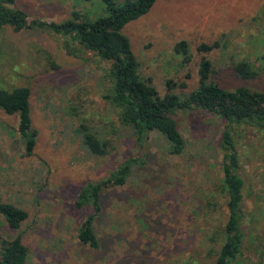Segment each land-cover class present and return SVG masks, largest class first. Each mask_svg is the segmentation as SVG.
<instances>
[{
	"label": "rangeland",
	"instance_id": "rangeland-1",
	"mask_svg": "<svg viewBox=\"0 0 264 264\" xmlns=\"http://www.w3.org/2000/svg\"><path fill=\"white\" fill-rule=\"evenodd\" d=\"M10 7L29 21L47 23L70 19L73 11L92 18L106 13L101 0H14ZM121 32L130 40L140 75L161 95L195 88L202 55L211 61L210 79L223 87L264 91V0H155ZM179 40L188 43V63L174 50ZM214 41L217 47L198 51L200 43ZM243 60L257 69L254 78L235 74L233 65ZM108 67L50 27L0 28V89H30L37 130L33 152L25 155L17 115L0 109V196L28 212L18 231L0 215V238L19 233L28 249L26 264H214L227 218L219 147L224 121L200 109L179 111L174 117L186 142L181 154H169L157 133L140 149L105 98ZM82 123L109 142L105 155L84 147ZM261 129L247 124L234 131L245 216L242 252L233 264H264ZM130 157L138 161L126 181L101 192L93 220L99 246L81 243L77 231L93 209L76 205L80 188L105 179Z\"/></svg>",
	"mask_w": 264,
	"mask_h": 264
},
{
	"label": "trees",
	"instance_id": "trees-1",
	"mask_svg": "<svg viewBox=\"0 0 264 264\" xmlns=\"http://www.w3.org/2000/svg\"><path fill=\"white\" fill-rule=\"evenodd\" d=\"M93 1V0H84ZM106 13L96 18L85 17L73 11L70 19L60 23L43 20H28L25 12L10 7L14 0H0V28L11 26L15 31L35 26L50 27L54 31L70 35L77 45L93 52L100 59L109 62L105 77L110 83L105 98L117 108L121 125L131 128L138 148L142 149L150 133L163 137L168 153L181 154L185 139L178 128L174 115L181 111L200 109L224 121L219 147L222 152L221 190L225 194L227 218L222 228V243L216 252L214 264H233L241 255L244 240L243 186L240 175V158L234 138L237 126L254 125L264 130V91L246 86L227 89L210 79L211 61L201 56L198 67V84L184 95L168 91L161 95L155 85L143 78L138 70V61L133 54L128 36L121 29L130 21L145 14L155 0H101ZM219 45V41L200 43V52H207ZM68 47V44L64 43ZM183 63L191 60L187 41L179 40L174 45ZM264 63V54L261 55ZM264 69V66H263ZM235 74L249 80L256 76L257 69L247 61L233 65ZM30 89L25 86L12 90L0 89V109L7 114L17 115V131L24 142L25 155H31L36 143L37 130L32 126ZM261 129V130H262ZM79 132L84 147L97 156L105 155L109 142L98 136L87 125L80 124ZM138 157L122 161L105 179L88 181L79 190L77 206H91L89 214L77 231L78 240L92 248L99 246V239L93 228V220L100 210V195L107 186L122 185ZM0 215L8 228L18 231L27 219L28 212L0 196ZM27 246L19 233L0 238V264H26Z\"/></svg>",
	"mask_w": 264,
	"mask_h": 264
}]
</instances>
